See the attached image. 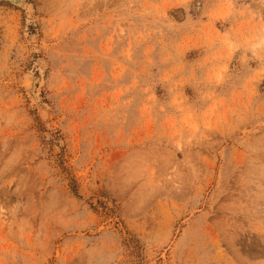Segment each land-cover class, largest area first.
I'll use <instances>...</instances> for the list:
<instances>
[{
	"label": "rangeland",
	"instance_id": "rangeland-1",
	"mask_svg": "<svg viewBox=\"0 0 264 264\" xmlns=\"http://www.w3.org/2000/svg\"><path fill=\"white\" fill-rule=\"evenodd\" d=\"M0 1V264H264V0Z\"/></svg>",
	"mask_w": 264,
	"mask_h": 264
},
{
	"label": "water",
	"instance_id": "water-1",
	"mask_svg": "<svg viewBox=\"0 0 264 264\" xmlns=\"http://www.w3.org/2000/svg\"><path fill=\"white\" fill-rule=\"evenodd\" d=\"M4 1H7L15 5H19L23 9H25V7L27 6L26 0H17V1L4 0Z\"/></svg>",
	"mask_w": 264,
	"mask_h": 264
},
{
	"label": "bare ground",
	"instance_id": "bare-ground-1",
	"mask_svg": "<svg viewBox=\"0 0 264 264\" xmlns=\"http://www.w3.org/2000/svg\"><path fill=\"white\" fill-rule=\"evenodd\" d=\"M0 1H4V0H0ZM10 1H17V0H10Z\"/></svg>",
	"mask_w": 264,
	"mask_h": 264
}]
</instances>
